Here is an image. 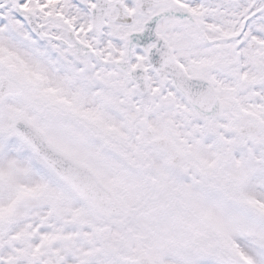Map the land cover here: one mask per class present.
Segmentation results:
<instances>
[{"label":"snow or ice","instance_id":"1","mask_svg":"<svg viewBox=\"0 0 264 264\" xmlns=\"http://www.w3.org/2000/svg\"><path fill=\"white\" fill-rule=\"evenodd\" d=\"M0 264H264V0H0Z\"/></svg>","mask_w":264,"mask_h":264}]
</instances>
